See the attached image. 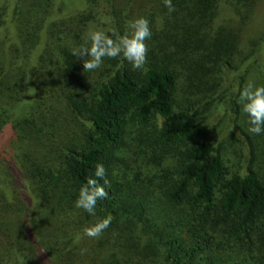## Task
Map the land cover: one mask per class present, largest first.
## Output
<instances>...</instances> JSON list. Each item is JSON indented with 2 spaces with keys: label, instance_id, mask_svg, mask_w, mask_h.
<instances>
[{
  "label": "trees",
  "instance_id": "obj_1",
  "mask_svg": "<svg viewBox=\"0 0 264 264\" xmlns=\"http://www.w3.org/2000/svg\"><path fill=\"white\" fill-rule=\"evenodd\" d=\"M74 1L0 0V264H264V133L245 134L242 171L208 138L220 113L250 126L238 100L264 85V0ZM141 15L145 68L85 72L86 34ZM97 163L111 187L93 216L75 201Z\"/></svg>",
  "mask_w": 264,
  "mask_h": 264
},
{
  "label": "clouds",
  "instance_id": "obj_2",
  "mask_svg": "<svg viewBox=\"0 0 264 264\" xmlns=\"http://www.w3.org/2000/svg\"><path fill=\"white\" fill-rule=\"evenodd\" d=\"M169 13L175 11L172 0H164ZM110 33V34H109ZM152 37L150 20L146 16H138L127 22V30L120 34L114 29L91 30L86 34V42L72 50V55L83 60L85 72H92L102 67L105 58L122 57L133 70H143L148 59L149 46L147 41ZM238 102L248 117L251 134L264 133V85L248 82L240 91ZM111 182L107 170L102 163L95 166L94 175L87 178L81 185L75 201L77 208L95 216L97 203L108 197ZM112 215L99 218L95 223L84 229V235L99 238L110 226ZM79 240L80 237H77Z\"/></svg>",
  "mask_w": 264,
  "mask_h": 264
},
{
  "label": "rangeland",
  "instance_id": "obj_3",
  "mask_svg": "<svg viewBox=\"0 0 264 264\" xmlns=\"http://www.w3.org/2000/svg\"><path fill=\"white\" fill-rule=\"evenodd\" d=\"M76 5L77 2L74 0H68L65 11L73 9ZM214 114L217 118V113ZM220 116H222V120L219 123L213 121L214 126L210 128L208 138L214 143L223 162L229 169L242 171L249 151L254 149V145L245 137V134L249 133L248 128L241 122L233 123V118L229 114L220 113ZM8 137L9 129L5 126L0 132V153L9 158L11 148L8 145ZM32 202L30 200V204Z\"/></svg>",
  "mask_w": 264,
  "mask_h": 264
}]
</instances>
